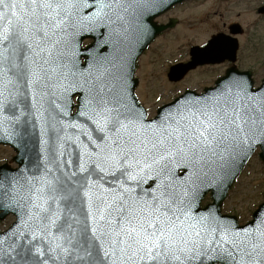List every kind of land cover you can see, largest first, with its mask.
<instances>
[{
	"label": "snow or ice",
	"instance_id": "snow-or-ice-1",
	"mask_svg": "<svg viewBox=\"0 0 264 264\" xmlns=\"http://www.w3.org/2000/svg\"><path fill=\"white\" fill-rule=\"evenodd\" d=\"M170 6L0 0V142L31 162L0 167V216L17 217L0 233V264H264V201L244 224L200 207L209 191L223 203L257 148L264 157V83L233 68L154 119L130 87L144 17ZM100 28L120 39L96 67ZM89 34L96 44L80 52ZM221 51L217 38L193 45V65Z\"/></svg>",
	"mask_w": 264,
	"mask_h": 264
},
{
	"label": "flooded vegetation",
	"instance_id": "flooded-vegetation-1",
	"mask_svg": "<svg viewBox=\"0 0 264 264\" xmlns=\"http://www.w3.org/2000/svg\"><path fill=\"white\" fill-rule=\"evenodd\" d=\"M264 0H184L161 14L159 24H171L145 52L153 64L163 62L164 77L172 87L164 104L191 88L203 92L235 68L251 71L259 87L264 83ZM217 38L221 54L199 64L176 81L167 77L177 63L191 61L193 45ZM91 40H86L89 44ZM144 99V98H143ZM168 100V101H167Z\"/></svg>",
	"mask_w": 264,
	"mask_h": 264
},
{
	"label": "rangeland",
	"instance_id": "rangeland-1",
	"mask_svg": "<svg viewBox=\"0 0 264 264\" xmlns=\"http://www.w3.org/2000/svg\"><path fill=\"white\" fill-rule=\"evenodd\" d=\"M137 76L140 79L139 92L143 102L152 108L151 115L161 105L162 99H166L172 87L163 76V62L153 64L148 55L139 61ZM138 91V90H137ZM144 98V99H143ZM168 101V100H167ZM13 155L0 147V161L12 159ZM264 193V162L258 157V152L249 161L243 173L232 187L224 209L226 212H239L240 218L247 221L251 218V208L263 201ZM13 216H8L0 221V231L8 228L14 221Z\"/></svg>",
	"mask_w": 264,
	"mask_h": 264
},
{
	"label": "water",
	"instance_id": "water-1",
	"mask_svg": "<svg viewBox=\"0 0 264 264\" xmlns=\"http://www.w3.org/2000/svg\"><path fill=\"white\" fill-rule=\"evenodd\" d=\"M179 1H181V0H170L171 6L174 5L175 3L179 2ZM170 7H168V8H170ZM162 12L163 11H161L159 13H149V14H146L145 17H144V21L148 25V27L150 29V33H149L148 36H146L143 39V41H141V43L139 45H136L135 51L132 53L131 68L134 69V74H135V70H136V62H137L138 57L145 50V48H147V46L153 41L155 36L162 29L167 27V26H157L156 23L154 22L155 17H157ZM113 27H117L119 29V25H114ZM125 27H128V29H129V32H128L129 38L134 40L135 37H134L133 30H132L133 29V25L129 24V25H125ZM99 32L101 33V35H100L101 46L92 48V56L94 58V61L96 62V67H100L101 65H107V63L109 61H111L112 58L118 54L119 44L118 43H113V41H118L120 39L118 36H116L114 33H112L108 29L100 28ZM85 37L94 38V36L92 34H89V35H87ZM85 37L82 38V41H83V39ZM78 39H81V38H78ZM94 44H96V39H95V41H94V43L92 45H94ZM92 45H90V47ZM76 48L80 52L83 51L82 44H76ZM69 51H71V47L69 48ZM81 57H82V55H79L77 57V59L80 62L77 67H78L79 71L87 72V71H89L92 68V65H90L88 62L86 64L87 67H86V65L85 66L81 65ZM191 65H193V64H191ZM179 71H180V69H178V68L174 69L172 71V73H171L172 74L171 78H175L176 79L178 74H179ZM136 81L137 80L134 79V76H133L132 80L130 81V87L131 88L135 89V87L137 85ZM158 114H159V111H158ZM0 143H10V142H0ZM261 158L264 160V157H261ZM15 159L20 164V167L18 169H20L22 172L27 170L29 167H31V162H30L29 156H23L22 158H19V159L16 157ZM245 164H244V166H245ZM2 167H4V166H2ZM7 170H12V169H9L7 167ZM229 189H227L226 195H221L220 199H222V200L225 199ZM212 197H213V192H212ZM214 203L216 204L217 208L220 209L221 204L219 203V201H214ZM13 214H15V213H13ZM3 217H5V216H1V218H3Z\"/></svg>",
	"mask_w": 264,
	"mask_h": 264
}]
</instances>
